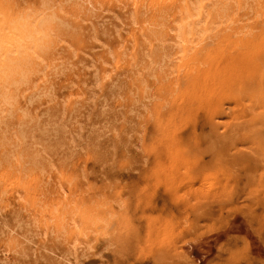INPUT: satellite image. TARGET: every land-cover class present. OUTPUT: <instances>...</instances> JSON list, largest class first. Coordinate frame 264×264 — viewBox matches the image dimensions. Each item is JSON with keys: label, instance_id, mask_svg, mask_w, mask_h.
Returning <instances> with one entry per match:
<instances>
[{"label": "rangeland", "instance_id": "1", "mask_svg": "<svg viewBox=\"0 0 264 264\" xmlns=\"http://www.w3.org/2000/svg\"><path fill=\"white\" fill-rule=\"evenodd\" d=\"M0 32V264H264V0H0Z\"/></svg>", "mask_w": 264, "mask_h": 264}, {"label": "bare ground", "instance_id": "2", "mask_svg": "<svg viewBox=\"0 0 264 264\" xmlns=\"http://www.w3.org/2000/svg\"><path fill=\"white\" fill-rule=\"evenodd\" d=\"M190 6H191V3H186V6H183L182 8H183V13H184V15H182V17L180 18V19H178V20H176L175 22H176V24H175V27H174V29L173 28H170V29H172V30H174V32L176 33L175 34V38L177 39L175 42L177 43V47H179V50H180V46H178V45H180V40L179 39H181V35H182V31H183V27H184V24H185V22L187 21V19L190 17V12H189V8H190ZM181 11V10H180ZM188 29V28H187ZM190 29V28H189ZM188 29V31H191V29L189 30ZM1 33V32H0ZM188 33V32H187ZM3 34H5V33H3ZM187 35V34H186ZM6 36H8L7 35V33H6ZM186 38H187V36H186ZM184 40V39H183ZM182 40V41H183ZM185 41V40H184ZM113 175H114V173H113ZM115 180V179H114ZM118 181V180H117ZM112 189V188H111ZM110 189V190H111ZM123 201V200H122ZM118 205V204H117ZM110 212V211H109ZM115 232H116V230H115ZM124 254V253H123Z\"/></svg>", "mask_w": 264, "mask_h": 264}]
</instances>
